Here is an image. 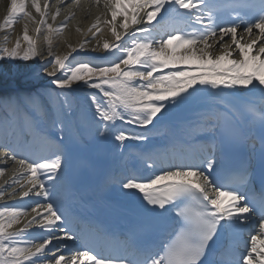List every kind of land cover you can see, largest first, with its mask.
Here are the masks:
<instances>
[{"label":"snow or ice","instance_id":"obj_1","mask_svg":"<svg viewBox=\"0 0 264 264\" xmlns=\"http://www.w3.org/2000/svg\"><path fill=\"white\" fill-rule=\"evenodd\" d=\"M31 6L41 18L37 33L43 27L56 34L66 26V21L59 28L47 23L49 0L43 10L38 0ZM106 6L111 20L105 23L114 40L103 43L105 56L97 58L102 63L56 56L40 65L49 88L33 85L32 92L0 98V137L27 140L39 132L42 143L57 146L54 158L17 159L15 150L10 157L0 152V160H15L28 177L31 188L20 192L21 201L35 197L31 219L16 231L10 229L28 215L27 207L0 206V264H264V181L257 192L248 187V164L223 165L227 150L246 145V125H254L258 116L264 172V0H106ZM20 15H29L25 0H11L5 25ZM118 16H123L119 25ZM171 18L180 23L171 24ZM241 27L249 42L238 38ZM217 35L221 41L231 36V44L213 55ZM22 39L24 47L17 40L0 49V59L37 57L27 31ZM233 45L239 59L232 58ZM34 79H43L39 71ZM76 88L87 90L86 127L76 121L67 98ZM177 110L187 114L173 122ZM43 121L55 130L51 136L43 132ZM161 127L169 141L166 158L145 149L139 162L146 174L117 182L122 194L138 198L139 222L123 236V254H98L90 234L103 239L109 234L91 221L74 223L70 212L78 198L71 156L76 136L82 141L88 134L96 143L112 138L121 146L145 143ZM0 147L8 145L0 142ZM257 220L258 232L242 252L243 232ZM157 230L158 240L144 239ZM37 239L42 242L34 243Z\"/></svg>","mask_w":264,"mask_h":264},{"label":"bare ground","instance_id":"obj_2","mask_svg":"<svg viewBox=\"0 0 264 264\" xmlns=\"http://www.w3.org/2000/svg\"><path fill=\"white\" fill-rule=\"evenodd\" d=\"M68 1L70 0H63V2H61V0H49V7L47 9L46 16L47 23L53 25V27L59 28L61 24L66 21V26L60 32L56 34H50L47 28L43 27L41 28L40 32L37 33L36 29L39 26V21L41 18L39 13H37L31 6V0H25V10L29 13L28 16L20 15L16 18L12 25H5V18L2 19V17H4L8 11L9 2L8 0H0V49L5 46L8 48L13 47L17 40L20 41L21 47H24L25 42L23 41L22 37L24 32L27 31L28 35L35 41V46L38 53L37 57L28 61H24L22 59H17L15 61L0 59V98L6 97L8 95H14L17 90H20L21 95L31 90L34 91L35 89L32 87L33 85L38 86L41 90L45 89L41 85V81L49 82L50 78L45 77L44 70L40 68V65L45 61L54 60L56 56L69 55L73 63L77 62L78 60H92L101 62V60L97 58L105 56V52L102 49L103 43L106 41L112 42L114 40V37H112L109 30L110 26L105 23V21H107L106 17H108L105 12V6L101 1L99 2V0L98 2L97 0H81L75 4L72 3L71 5L65 6L64 4H66ZM38 3L43 10L44 0H38ZM53 15L56 17L55 20L52 18ZM122 20L123 16H120V22H122ZM119 23L116 24L119 25ZM93 25H96L100 31L97 32L96 27H93ZM131 27H137V25H132ZM237 36L238 38L243 37L242 42H249V36L246 33L237 32ZM45 37H49L50 42L46 41ZM252 38H255V34H253ZM13 41L14 43L12 44ZM209 43L212 44L213 41L210 39ZM230 44L231 36H226L221 41L217 35L216 42L213 45L211 51L213 55H219L224 50L223 46ZM81 46H83L82 49ZM73 49L81 50L79 52H73ZM93 49H95V51H93ZM229 50H233L234 52L232 58L239 59L238 51L234 50V45ZM49 51L51 52V56H49ZM47 67L49 70H51L52 64L48 63ZM37 71H39L40 76L43 78L42 80L34 79ZM73 91L77 93L81 90L80 88H76ZM86 95L87 93L84 95L85 98ZM72 100L76 101L77 103H81L77 97H74ZM178 111L179 110L176 112ZM180 112L183 114L182 116L187 114L184 111ZM2 114L3 109H0V115ZM79 116L82 117L81 114H79ZM86 116L88 115L86 114ZM82 118L87 119L85 117ZM178 120L181 119H178L173 114V121ZM43 122L46 124V121ZM48 123H50V121H48ZM119 126L120 125L118 124V127ZM154 131L151 133L152 135ZM29 135L30 137L33 136L34 140L37 136L38 141L34 142V144H36V146L40 149H42L43 145L53 146L54 144L42 143L40 139L41 134L39 132L29 133ZM18 147L21 149L23 148L22 142L18 141ZM54 147L57 146L54 144ZM51 153L52 152L49 153L50 156ZM11 172L12 170L10 169L9 171H3V173L0 174V178L3 177L5 180L2 185L3 191L5 193L3 199H10L7 202H13L9 204H12L11 206L27 207V210L29 211V200L35 197L30 196L31 198H25V200L22 202L20 197L21 191H28L29 188H31V185L27 183L28 177L22 178L21 174H17V172H21L19 168H16V171L14 170L13 174ZM21 185H24V187L21 188ZM13 190H15L16 195L9 196L8 193L12 192ZM4 205L5 204L3 201H0V206ZM31 217L32 213L30 216L20 217V222L18 225L13 226L10 231H16L22 228L24 223L31 219ZM29 231H31V229H29Z\"/></svg>","mask_w":264,"mask_h":264},{"label":"rangeland","instance_id":"obj_3","mask_svg":"<svg viewBox=\"0 0 264 264\" xmlns=\"http://www.w3.org/2000/svg\"><path fill=\"white\" fill-rule=\"evenodd\" d=\"M105 4V3H104ZM7 14H8V11H7V13L5 14V16L4 17H2V19H4L6 16H7ZM1 19V20H2ZM5 21V20H4ZM89 60V59H88ZM78 61H80V62H82V61H84V60H78ZM77 61V62H78ZM87 61V60H86ZM17 62V61H16ZM91 62H93V61H91ZM15 63V62H14ZM13 63V64H14ZM93 63H96V62H93ZM10 66V65H9ZM41 85L43 86V88H49V82H44V81H41Z\"/></svg>","mask_w":264,"mask_h":264}]
</instances>
